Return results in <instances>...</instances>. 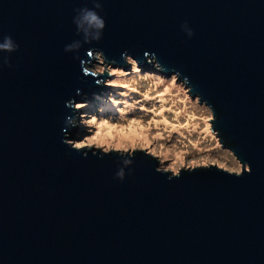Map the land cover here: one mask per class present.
<instances>
[{
  "label": "water",
  "instance_id": "95a60500",
  "mask_svg": "<svg viewBox=\"0 0 264 264\" xmlns=\"http://www.w3.org/2000/svg\"><path fill=\"white\" fill-rule=\"evenodd\" d=\"M100 2L0 0V40L19 45L0 60V264H264V0ZM95 53L176 75L241 172L74 148L75 103L107 89Z\"/></svg>",
  "mask_w": 264,
  "mask_h": 264
},
{
  "label": "rangeland",
  "instance_id": "374dc122",
  "mask_svg": "<svg viewBox=\"0 0 264 264\" xmlns=\"http://www.w3.org/2000/svg\"><path fill=\"white\" fill-rule=\"evenodd\" d=\"M94 56L86 68L94 74H102L106 69L107 89L84 95L75 103V107L77 104L81 107L76 113L77 131L69 139L73 145L84 143L97 131L96 126L87 124L94 117L98 125L104 126L97 144L91 147H98L102 141L111 150H146L160 160L161 169L173 173L182 167L214 162L229 171L241 172L242 164L222 146L211 129L210 108L192 98L176 75L167 76L156 63H139L130 56L125 57L128 61L125 67L108 64L100 53ZM132 122L147 132L142 136L129 134ZM109 131L111 136L107 135Z\"/></svg>",
  "mask_w": 264,
  "mask_h": 264
},
{
  "label": "clouds",
  "instance_id": "9594fccd",
  "mask_svg": "<svg viewBox=\"0 0 264 264\" xmlns=\"http://www.w3.org/2000/svg\"><path fill=\"white\" fill-rule=\"evenodd\" d=\"M93 2L95 3V8H102V4L100 0H93ZM75 23L78 27V30L84 34V40L87 42H90L92 39H97V40L100 39L101 31L105 27L104 19L94 9H90L87 7L79 9V15L75 18ZM187 31L189 35H192L191 29H187ZM18 47L19 45L13 40V38L10 35L4 37L2 40H0V60L4 59L2 53L14 52L18 49ZM72 47L73 45H68L66 50L71 51ZM79 107H81V105L77 104L76 108ZM72 121L73 118H69V123H71ZM87 124L89 126H96L97 131L92 136L88 137L84 143L74 144L73 145L74 148L80 149L85 146L91 147L92 145L97 144L98 138L101 136L100 129L103 128L104 124L101 123L98 125L97 120L94 117L87 120ZM107 135L111 136V131H109ZM97 146L105 148V151L111 150V146L105 147L102 141ZM117 147L118 148L122 147V145H117ZM118 176L121 179H123L124 177L123 170H121L118 173Z\"/></svg>",
  "mask_w": 264,
  "mask_h": 264
},
{
  "label": "bare ground",
  "instance_id": "6f19581e",
  "mask_svg": "<svg viewBox=\"0 0 264 264\" xmlns=\"http://www.w3.org/2000/svg\"><path fill=\"white\" fill-rule=\"evenodd\" d=\"M128 130L130 131L129 134H133V136H136L138 134L142 136L144 132H147V130L144 127L139 126L138 123H134V122L130 123Z\"/></svg>",
  "mask_w": 264,
  "mask_h": 264
}]
</instances>
